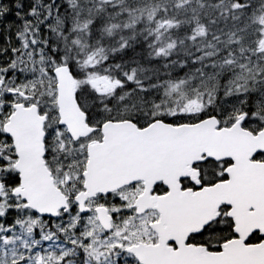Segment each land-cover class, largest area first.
Returning a JSON list of instances; mask_svg holds the SVG:
<instances>
[{
    "label": "snow or ice",
    "instance_id": "snow-or-ice-1",
    "mask_svg": "<svg viewBox=\"0 0 264 264\" xmlns=\"http://www.w3.org/2000/svg\"><path fill=\"white\" fill-rule=\"evenodd\" d=\"M205 130L250 155L101 171ZM0 264H264V0H0Z\"/></svg>",
    "mask_w": 264,
    "mask_h": 264
},
{
    "label": "water",
    "instance_id": "water-1",
    "mask_svg": "<svg viewBox=\"0 0 264 264\" xmlns=\"http://www.w3.org/2000/svg\"><path fill=\"white\" fill-rule=\"evenodd\" d=\"M156 135V136H155ZM154 135V144H162L164 147L175 149L176 146L182 147L185 145L184 142L176 144V141L169 136L168 134L161 135L157 133ZM223 137V138H221ZM202 138V137H201ZM204 138V137H203ZM193 141H197V137L190 138ZM190 139L185 140L186 143H190ZM216 148L219 147V142H226L225 148L228 155L234 154L233 149L238 151L236 146L235 139H231L224 134L215 135ZM113 144L115 147L114 152L101 160V171L103 173H114L119 171H127L130 173H135L134 165L136 164L135 160L143 154V152L148 153L150 151V146L148 143L137 142L131 134L122 132L118 133L113 137ZM142 150V151H141ZM144 155H146L144 153ZM42 167V166H41ZM44 176L42 172H38L34 177L37 183H40L43 180Z\"/></svg>",
    "mask_w": 264,
    "mask_h": 264
},
{
    "label": "flooded vegetation",
    "instance_id": "flooded-vegetation-1",
    "mask_svg": "<svg viewBox=\"0 0 264 264\" xmlns=\"http://www.w3.org/2000/svg\"><path fill=\"white\" fill-rule=\"evenodd\" d=\"M189 152L191 151H184L181 149H160L159 156H157V159L155 158V162L146 179L148 181L165 179L169 183L175 184V179L177 176L186 174V163H190L192 160L199 159L185 154ZM141 157L142 156L140 155L137 159H140ZM136 162V167L138 169H142L143 167L148 168L144 161Z\"/></svg>",
    "mask_w": 264,
    "mask_h": 264
},
{
    "label": "trees",
    "instance_id": "trees-1",
    "mask_svg": "<svg viewBox=\"0 0 264 264\" xmlns=\"http://www.w3.org/2000/svg\"><path fill=\"white\" fill-rule=\"evenodd\" d=\"M211 37H209V39H210ZM203 40V39H202ZM201 40V43L198 45L199 47H203V45L205 44L203 41ZM14 43V42H13ZM182 56H179V57H174L175 59H181V60H183V58H181ZM145 63H147V62H145ZM190 67H194V66H192V65H190ZM161 71H163L162 69H161Z\"/></svg>",
    "mask_w": 264,
    "mask_h": 264
},
{
    "label": "rangeland",
    "instance_id": "rangeland-1",
    "mask_svg": "<svg viewBox=\"0 0 264 264\" xmlns=\"http://www.w3.org/2000/svg\"><path fill=\"white\" fill-rule=\"evenodd\" d=\"M209 3H214V0H208Z\"/></svg>",
    "mask_w": 264,
    "mask_h": 264
}]
</instances>
